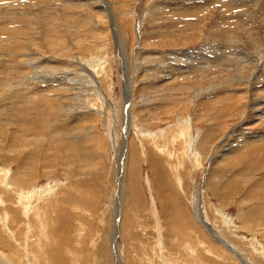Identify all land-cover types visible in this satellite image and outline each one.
<instances>
[{"label":"rangeland","instance_id":"1","mask_svg":"<svg viewBox=\"0 0 264 264\" xmlns=\"http://www.w3.org/2000/svg\"><path fill=\"white\" fill-rule=\"evenodd\" d=\"M18 1L21 4L15 7L0 3V168L11 169L8 176L0 170V215L7 216L6 228L16 231V241L7 247L3 236L0 240L10 259L27 261L19 243L28 240L34 254L39 253V264H118L119 259L121 264H245L201 223L205 209L220 229L225 228L227 216L233 217V235L231 230L230 237L224 231L223 235L245 250L246 264H264V214L248 212L250 206L264 208V118L259 119L264 112V0H100L95 11L80 5L87 0H69L79 7L70 6L68 0ZM44 1L49 3L46 11L45 4H40ZM109 5L114 10L113 26L99 17V6ZM28 11L33 23L27 21ZM73 11L79 15H71ZM32 58H37L35 65ZM99 59L103 68L92 70L91 60ZM32 71L39 79L27 82ZM90 72H96L99 85L91 95L94 104L88 113L84 110L90 88L82 86ZM65 93L68 97L63 102ZM60 100L67 107L64 112L72 108L74 113H63ZM124 112L133 126L123 121ZM80 116L88 120L77 121ZM185 120L191 121L187 141L195 137L198 163L181 152L186 145L181 134ZM27 122H33V128L27 130ZM127 128L140 158L138 176L132 182L128 145L123 143ZM51 131L57 133L56 140L49 137ZM30 134L36 135L33 142L42 148L39 155L22 148ZM7 137L15 141L6 142ZM80 139L89 141L82 145ZM155 145L173 154L171 162L160 155L171 180L167 179V193L175 196L177 191L185 210L198 219L192 228L191 223L181 226L192 243L162 211L158 184L147 163ZM12 148L11 154L6 153ZM221 155L224 164H215ZM173 165H179L181 187ZM5 183L12 192H7ZM131 183L142 191L140 202H134L138 191L132 190ZM255 187L260 193L252 196L250 189ZM120 192L128 225L125 231L120 228L116 258L110 243ZM151 193L159 216L152 213ZM28 206L26 215L23 209ZM195 207L199 208L197 218ZM40 237L47 240L45 251L36 247ZM34 254L30 260H37Z\"/></svg>","mask_w":264,"mask_h":264},{"label":"bare ground","instance_id":"2","mask_svg":"<svg viewBox=\"0 0 264 264\" xmlns=\"http://www.w3.org/2000/svg\"><path fill=\"white\" fill-rule=\"evenodd\" d=\"M11 1L12 0H0V3H9L10 5H12V7H15V6H18L19 4H21V3H19V1L18 0H13V1H15V2H17V3H13V4H11ZM28 1V0H27ZM30 1V0H29ZM28 1V2H29ZM66 1V0H65ZM64 1V2H65ZM72 1H74V0H72ZM72 1H70L69 2V0H68V3H70V6H75V7H79V5H74L73 3H72ZM78 1V0H77ZM84 1H86V0H84ZM88 1V0H87ZM84 2L83 4L81 3L80 5H82V6H85V5H89L90 6V8L93 10V11H95V7H96V4L97 3H99L100 2V0H90L89 2ZM101 1H103V0H101ZM104 1H108V0H104ZM215 1V0H214ZM214 1H212V2H214ZM222 1V0H221ZM36 2V1H35ZM44 2H46V1H44ZM44 2H42V3H40V4H45V11L47 10V8L49 7V6H47V4H49L48 3V1L46 2V3H44ZM110 2V0L108 1V3ZM210 2V1H209ZM211 2V3H212ZM23 3V2H22ZM34 3V2H33ZM60 3V2H59ZM65 3H67V2H65ZM113 3V2H112ZM32 4V3H31ZM38 4V3H37ZM106 4V3H105ZM210 4V3H209ZM9 5V6H10ZM69 5V4H68ZM113 6V5H112ZM111 5H109V6H99V9H100V11H101V14L102 15H99V17L100 18H102V19H105L106 21H109V22H112V26L114 25V23H116L115 22V16H114V10H113V7H112ZM21 6H19V8H20ZM26 7V6H25ZM69 7V6H68ZM194 7V6H193ZM211 7H213V6H211ZM19 8H17L18 10H19ZM23 8V7H22ZM70 8V7H69ZM26 9V8H25ZM97 9V8H96ZM11 10H13V9H11ZM7 11V10H6ZM69 11L70 10H68V13H69ZM92 11V12H93ZM8 12V11H7ZM15 12V11H14ZM19 12V11H18ZM26 12V11H25ZM98 12V11H97ZM163 12V11H162ZM173 11L171 10V13H172ZM1 13H2V9H1ZM9 13V12H8ZM50 13V12H49ZM159 13V12H158ZM11 14H12V12H11ZM22 15L21 16H23V12L21 13ZM27 14V13H26ZM32 14V13H31ZM71 15H73V16H75L76 17V15L78 14L77 12H75V11H73L72 13H70ZM100 14V13H99ZM13 15H14V13H13ZM15 15H17V14H15ZM29 15V11H28V14H27V21L29 22V23H33L34 22V17H32V16H28ZM37 14H35V16H36ZM79 15V14H78ZM18 16V15H17ZM24 16H26V15H24ZM15 17V16H14ZM71 17V16H70ZM9 18V17H8ZM12 18V17H11ZM18 18L19 17H17V20H18ZM20 19V18H19ZM109 19V20H108ZM3 21V20H2ZM1 22V21H0ZM11 22V21H10ZM56 22H59V21H56ZM50 23V22H49ZM81 23V22H80ZM1 25V24H0ZM21 25V24H20ZM19 25V26H20ZM10 26V25H9ZM93 26V25H92ZM14 27H15V25H14ZM17 28V27H16ZM55 29V28H54ZM1 31V30H0ZM1 32H3V31H1ZM0 32V33H1ZM28 32V31H27ZM8 37V36H7ZM11 37V36H10ZM4 38V37H3ZM9 38V37H8ZM16 38V37H15ZM29 38V37H28ZM142 37H139V39L138 40H140ZM0 39H1V37H0ZM13 39V38H12ZM12 39H11V41H12ZM32 39H33V37H32ZM85 39V38H84ZM143 39V38H142ZM9 40H10V38H9ZM13 40H15V39H13ZM26 40V39H25ZM2 41V40H1ZM6 40L4 39V41L3 42H5ZM28 42H29V39L27 40ZM88 41V40H87ZM37 43L36 44H38L39 42L38 41H36ZM89 42V41H88ZM93 42V41H92ZM2 43V42H1ZM42 44V43H41ZM40 44V45H41ZM61 44V43H60ZM141 44V43H140ZM59 45V43H55V46H58ZM62 45V44H61ZM76 45V44H75ZM1 46V45H0ZM24 46H25V48H28V46L26 45V44H24ZM27 46V47H26ZM90 46V45H89ZM132 46H134V45H132ZM131 46V47H132ZM67 47V46H66ZM63 48H65V47H63ZM88 48V47H87ZM136 48V47H135ZM138 48H140V45L138 46ZM18 49V48H17ZM141 49V48H140ZM64 50V49H63ZM72 50V49H71ZM264 51V50H263ZM32 52V51H31ZM136 53V52H135ZM18 55H19V53H18ZM17 55V56H18ZM21 55V54H20ZM26 55H27V57L29 56V55H31V54H29V53H26ZM34 57H37V56H34ZM33 57V58H34ZM15 58V57H14ZM26 58V57H25ZM31 59V63H33L34 65L37 63V61H36V59L37 58H35V59ZM89 58V57H88ZM41 59V58H40ZM21 60V59H20ZM26 60V59H25ZM30 60V59H29ZM28 60V61H29ZM18 61V60H17ZM103 61H105V60H103ZM76 62V61H75ZM78 62H80V61H78ZM26 63H27V61H26ZM30 63V62H29ZM23 64H24V62H23ZM22 64V65H23ZM79 64V63H78ZM84 64V63H83ZM90 66H92L93 67V69L92 70H94V69H98V68H103L100 64H101V60L99 59L98 61H96V60H91V62H90ZM28 65V64H27ZM26 66V65H25ZM28 66H30V65H28ZM38 66V65H37ZM146 67V66H145ZM73 69V68H72ZM30 70H32V69H30ZM37 71V70H36ZM98 71V70H97ZM23 72V71H22ZM25 72V71H24ZM24 72H23V74H24ZM32 72H34V74H31L30 76H32V78L30 77V76H28V77H30V78H28L27 79V82H29L28 80H31L32 82H36L38 79H37V73H35V71H32ZM42 72V71H41ZM40 73V72H39ZM96 73V72H95ZM95 73L94 72H90V73H88V77H86V84H84L82 87H88V88H90L89 90H88V96H87V98H86V103H87V106H85V112H88V113H90L92 110H93V104L94 103H91V95H95V93H96V86H98L99 84V82L97 83V80H96V77H95ZM28 74V73H27ZM42 74V73H41ZM26 79V78H25ZM76 79V78H75ZM127 79V82L128 81H131L130 80V78H126ZM132 79V78H131ZM17 80H19V79H17ZM48 80V79H47ZM10 81V80H9ZM23 81L25 82V80L23 79ZM41 81V80H40ZM59 81V80H58ZM18 82V81H17ZM9 83V82H8ZM22 83V82H21ZM26 83V82H25ZM62 83V82H61ZM60 83V84H61ZM109 83V82H108ZM12 84V83H11ZM11 84H8V85H11ZM29 84V83H28ZM59 84V85H60ZM67 84V83H66ZM69 84V83H68ZM132 84V83H131ZM2 85V84H1ZM8 85H6V86H8ZM20 85V84H19ZM18 85V86H19ZM22 85V84H21ZM49 86V85H48ZM48 86H45V87H47V89H51L52 87V85H50V87H48ZM57 86V85H56ZM61 86V85H60ZM13 87H15V85L13 86ZM12 87V88H13ZM17 87V86H16ZM21 87V86H20ZM44 87V88H45ZM58 87V86H57ZM81 87V86H80ZM80 87L78 88H76V89H80ZM9 88H11V87H9ZM54 88V87H53ZM65 88V87H64ZM6 89V88H5ZM17 89H19L18 87H17ZM43 89V88H42ZM63 89V88H62ZM61 89V90H62ZM128 90H127V94H130L129 92H130V89H131V86H129L128 88H127ZM1 90V89H0ZM6 91V90H5ZM10 91V90H9ZM20 91V90H19ZM44 91V90H43ZM52 91V90H51ZM55 91V90H54ZM66 91V90H65ZM68 91H70V90H67L66 92H68ZM4 92V91H3ZM7 92V91H6ZM16 92V91H15ZM14 92V93H15ZM50 92V91H49ZM9 93V92H8ZM10 93H11V91H10ZM9 93V94H10ZM13 93V92H12ZM17 93V92H16ZM20 93V92H19ZM18 93V94H19ZM69 94V93H68ZM20 95H21V93H20ZM20 95H18V96H20ZM81 95H83V93L81 94ZM87 95V94H86ZM11 96H12V94H11ZM15 96V95H14ZM13 96V97H14ZM67 97H68V95H66V93H65V95L64 96H62V101L63 102H65V100L67 99ZM128 98V97H127ZM2 99H3V97H2ZM56 99V98H55ZM105 99H107V98H105ZM85 100V99H84ZM129 100V99H128ZM4 101V100H3ZM14 102V101H13ZM18 102V101H17ZM19 102H20V100H19ZM18 102V103H19ZM25 102V101H24ZM59 102V101H58ZM11 103V102H10ZM50 103H51V101H50ZM5 104V103H4ZM17 104V103H16ZM47 104V103H46ZM60 105V107L62 108V110H63V113H68V114H70L71 113V111L70 110H72L73 111V109L71 108V109H67L65 112H64V107L65 106H63L62 105V103H61V100H60V103H59ZM85 104V103H84ZM22 105V104H21ZM43 106V105H42ZM92 106V107H91ZM131 106V105H130ZM65 108H67V107H65ZM82 108H84V107H82ZM134 108H135V106H134ZM9 109V108H8ZM54 109V108H53ZM59 109V108H58ZM128 110V109H127ZM130 111V110H129ZM128 111V112H129ZM49 112H51V111H49ZM70 112V113H69ZM126 113V112H124L123 113V121H125L126 123H129V127H131V125L133 126V120L131 119V116L129 115V113ZM131 112V111H130ZM61 113V112H60ZM73 113H74V111H73ZM32 115V114H31ZM58 115V113H56V115L55 116H57ZM131 115H133V114H131ZM260 115V118L259 119H262V118H264V112L263 113H261V114H259ZM85 117L86 116H80V117H78L77 118V121H87L88 119H85ZM42 118H44V121L47 119V117H42ZM49 118V117H48ZM52 118V117H51ZM56 117H54V119H55ZM58 119H60L59 117H57ZM56 118V120H58ZM90 118V117H89ZM28 119V118H27ZM34 119V118H33ZM78 119H80V120H78ZM184 119V118H183ZM52 120H53V118H52ZM180 120H182V119H180ZM48 121V120H47ZM55 121V120H54ZM68 121V120H67ZM70 121V120H69ZM83 121V122H84ZM39 122V121H38ZM63 122V121H62ZM60 120H59V123L60 124H63ZM53 123V122H52ZM57 123V122H56ZM67 123V122H66ZM185 123H186V125H185ZM185 123H184V128L182 129V136L184 137V139H185V141H186V145L184 146V150L183 151H181L183 154H184V156L186 157L187 156V158L189 159V160H194L196 163H198L200 160V158H199V151L197 152L196 151V149H195V143H194V138L195 137H191V138H189V141H187V138H188V133L187 132H189V130L190 129H187V128H189L188 126L191 124V121L190 120H185ZM27 126H26V129L28 130V129H30V128H33V122H27ZM54 124V123H53ZM49 125V124H48ZM64 125V124H63ZM34 126H35V124H34ZM37 126V125H36ZM48 127V126H47ZM127 127V126H126ZM135 127H136V125H135ZM38 128H39V126H38ZM58 128V127H57ZM77 128H81L79 125H78V127ZM83 128H84V126H83ZM138 128V127H137ZM140 128V127H139ZM23 129V128H22ZM64 129V128H63ZM21 130V129H20ZM24 130V129H23ZM57 130V129H56ZM62 130V129H61ZM53 131V130H52ZM51 131V132H52ZM60 131V130H59ZM63 131H65V130H63ZM198 131H200V129H198ZM25 132V131H24ZM54 132V131H53ZM51 133V135L49 136V137H52V138H55V136H56V134L54 135V133ZM56 132V131H55ZM131 131L130 130H128V128H127V131L126 132H124V138H123V143H124V145H128L127 146V153H126V155L128 154V157H129V159H130V161H131V163H132V165H130V175L132 174L133 176H131L130 177V181L132 182L133 180H135L136 178H137V176H138V170H139V166H140V158H139V156L137 155V147H136V145L134 144V136H133V133H130ZM5 133H7V132H5ZM28 133H30V131L28 132ZM65 133V132H64ZM67 133V132H66ZM26 134V133H25ZM151 134V133H150ZM26 135H28V134H26ZM30 135H32V134H30ZM39 135V134H38ZM42 135V134H41ZM49 135V134H48ZM22 136V135H21ZM25 135L23 134V137H24ZM44 136H46V134L44 135ZM59 136V135H58ZM156 136V135H155ZM154 136V137H155ZM36 137V135L35 136H30V137H28V136H26V138H27V140L22 144V148H27L28 150H29V153L30 154H35V156L36 155H39V154H41V152L39 151V150H41L40 149V145L38 146V143H37V145L35 144V142H33V141H35L34 140V138ZM37 137H40V136H37ZM49 137H47V138H49ZM65 137V136H64ZM69 137V136H68ZM76 137H77V135H76ZM87 137V139H88V136H86ZM85 137V138H86ZM14 138L15 137H7V141H6V139H4L6 142H8L9 140H12V143H13V140H14ZM25 138V137H24ZM73 138V137H72ZM79 138V137H78ZM22 139V138H21ZM33 139V140H32ZM40 139V138H39ZM57 138H55L54 140H56ZM68 139V138H67ZM71 139V138H70ZM83 140V139H80L81 140V143H82V145L84 144V143H86L87 141H89V140ZM133 139V142L131 143V140ZM141 139V138H140ZM3 140V141H4ZM43 140H45V138L43 139ZM139 140V139H138ZM154 140V139H153ZM2 141V140H1ZM2 141V142H3ZM15 141V140H14ZM73 141V140H72ZM78 141V140H77ZM149 141V140H148ZM147 141V142H148ZM40 142V141H39ZM80 142V141H79ZM150 142V141H149ZM154 142V141H153ZM16 143V142H15ZM18 143V142H17ZM156 143V142H155ZM6 144V143H5ZM20 144V143H19ZM42 144V143H41ZM15 146L17 147L18 145H16L15 144ZM15 147V148H16ZM20 147V146H19ZM59 149V148H58ZM139 149H140V147H139ZM145 149H146V147H145ZM13 150H15V149H7L6 150V153H8V154H11L10 152L11 151H13ZM17 150V149H16ZM144 150V149H143ZM166 151H168L166 148H163V147H159V146H157V145H155L154 146V150L152 149L150 152H149V156H148V159H147V163L149 164V170L152 172V174H153V177H154V179L157 181V184H158V189H159V195H160V204H162V211H163V213L165 214V216H166V218L167 219H171V221L172 222H174V223H177L178 224V226L180 225V227L181 226H184V227H187V226H189V223H191L190 225H191V228L193 227L192 226V223L193 224H195V225H197L196 223V221L198 220V219H195V217L193 216V214H191V213H189V212H187V210H185V208H186V206L183 204V201H181L180 200V198H179V195H178V192L176 191V195L174 196V195H170L169 196V193H167V191H168V186H167V183H168V180H169V172H168V169H167V167L165 166V164H164V158H161L160 157V155H164L165 157H166V159L168 160V161H170L171 162V158H173V154L172 153H167ZM233 150H231V152H232ZM235 151V150H234ZM233 151V152H234ZM144 152V151H143ZM236 152V151H235ZM238 152H236V153H234L235 155L237 154ZM43 154V153H42ZM233 154V155H234ZM14 157H15V154L13 155ZM12 156V157H13ZM12 157H10V156H6V159H8V160H11V158ZM30 158H32V157H30ZM223 155H221L217 160H216V162H215V164H224L223 163ZM264 159V158H263ZM37 160V159H36ZM31 162H34V163H37V161H31ZM144 162H145V160H144ZM129 163V162H128ZM253 164V163H252ZM197 165V164H196ZM199 165V164H198ZM259 165V164H258ZM264 165V164H263ZM263 165H262V167H263ZM255 167H256V165H254ZM253 166V167H254ZM11 167V166H10ZM227 167V166H226ZM250 167H252V166H250ZM225 168V167H224ZM243 168V167H242ZM89 169V168H88ZM172 169L174 170V176H175V180L177 181V185L178 186H180L181 187V178H180V175L178 174V172H179V165H173L172 166ZM0 170H1V172L3 171V173L6 175V176H8V175H11L10 173H11V169L9 168V167H7V169L4 167V168H0ZM80 170H82V169H80ZM220 172V171H219ZM252 172V171H251ZM244 176V175H243ZM245 177V176H244ZM263 178V177H262ZM168 179V180H167ZM260 179V178H259ZM262 180V181H261ZM260 181H261V184H262V187H261V190L263 191V193H264V178L263 179H261ZM137 181V180H136ZM169 181H171V180H169ZM232 182V181H231ZM257 182H259V181H257ZM256 182V183H257ZM233 183V182H232ZM231 183V184H232ZM4 184V183H3ZM133 183H131V185H132ZM228 184V183H227ZM227 184H224L223 185V187H225ZM258 184V183H257ZM2 185V184H1ZM56 185V184H55ZM42 186V185H41ZM133 186H136L135 188H133ZM258 186V185H257ZM5 187H6V190H7V192L8 193H10V192H12L10 189L12 188L11 186H9V183H5ZM11 187V188H10ZM16 187V186H15ZM252 187V186H251ZM250 187V188H251ZM226 188V187H225ZM35 189V188H34ZM40 189V188H39ZM47 189V188H46ZM134 189H136V190H134ZM177 189V188H176ZM258 188L257 187H255L254 189H250V193L249 194H254V193H256V192H258V193H260L258 190H257ZM14 190V189H13ZM132 190L133 191H136L137 192V194H136V196H138V197H136V199L134 200V202L135 201H137V202H140V200H139V197H140V194L139 193H142V191H141V189L139 188V186H138V184L136 183H134V185H132ZM222 189L221 188H219V189H217L216 190V193H218V191H219V193H220V191H221ZM28 191V190H27ZM40 192V191H39ZM50 192V191H49ZM215 193V194H216ZM27 195V194H26ZM52 195V194H51ZM260 195V194H259ZM264 195V194H263ZM24 195H22V197H23ZM253 196V195H252ZM151 197H152V202H151V204H152V210H153V212L152 213H154L155 215H158L159 216V211L157 210V205H156V202H155V198L153 197V195H152V193H151ZM249 197V196H248ZM21 198V197H20ZM46 198V197H45ZM130 198V197H129ZM133 198V197H132ZM23 200V199H22ZM21 200V201H22ZM32 201V200H31ZM30 201V202H31ZM0 202L1 203H3V200H2V196H1V192H0ZM29 202V201H28ZM29 202V203H30ZM39 202V201H38ZM190 203H191V201H190ZM48 204V203H47ZM39 205V204H38ZM29 206H30V204H29ZM29 206L28 207H25L24 209H23V213L24 214H26L27 215V211L29 210L30 211V208H29ZM32 206V205H31ZM34 206H35V204H34ZM125 206V205H124ZM124 206H123V196H122V192H120L119 194H118V204H117V202H116V213H117V223H115L116 224V227L114 228V231L112 232V236H111V243H110V248L112 249V250H110V252H111V254L113 253L114 254V252H115V256H116V258L118 257L119 258V254H118V244H117V238H118V235H119V231H120V228L122 229V231H125L127 228H126V225H128L127 224V222H126V215H125V212H124ZM33 207V206H32ZM36 207V206H35ZM130 207H131V205H130ZM36 208H38V207H36ZM36 208H34L35 210H36ZM197 209H199V208H193V211H194V215L196 216V218H197V216H200V214L199 213H197L198 211H197ZM249 209H252V210H249ZM248 209V212H249V214H253V213H256V214H264V208H262V207H259V206H253V207H251L250 206V208ZM9 210H11V209H9ZM34 210V211H35ZM178 210V211H177ZM7 211V210H6ZM5 211V212H6ZM14 211V210H13ZM41 212V211H40ZM241 212V211H240ZM243 212V211H242ZM247 212V213H248ZM8 213V212H7ZM15 213H16V211H15ZM32 213H34V212H32ZM64 213V212H63ZM10 214V213H9ZM30 213H28V215H29ZM203 214H204V220H205V222H201L202 224H205L204 226H206L205 228L214 236V238H215V240H217L218 242H220V243H222V244H224L225 246H227V248H231L232 250H234V252L236 253V255L237 256H239L240 257V259H241V261H243L245 264L247 263V262H245V260L246 261H248V257H245V254H244V251H243V249L241 250V248L239 247V245H234V244H231V243H229V240H228V238H226L224 235H223V231L224 232H226V234L230 237V235H231V232H232V235H233V230L232 229H230V225L232 224V222H233V217H231V216H227L226 218H227V222L225 223V228H223V229H220V228H218L217 227V225H214V224H212V222L210 221V219H209V217H208V215H207V212L205 211V209L203 210ZM1 215H3V214H1ZM0 215V225L3 227L2 229H1V231H0V236H3V239L5 240V244L4 245H6L7 247H10V245L12 244V242H11V240H15L16 241V239H15V232H14V230H12L11 228L9 229H7L6 228V226H7V220L5 219V217H7V216H5L4 215V217H2ZM35 215V214H34ZM40 215V214H39ZM150 215H151V213H150ZM12 216V215H11ZM120 216V219L118 218ZM123 216V218H121ZM30 217V216H29ZM179 217H181L180 218V220L178 219ZM65 218V217H64ZM199 218H201V217H199ZM225 218V219H226ZM28 219V218H27ZM30 219V218H29ZM160 219V218H159ZM6 220V221H5ZM22 221H23V219H21ZM178 220H179V222H185L184 224L183 223H179L178 222ZM196 220V221H195ZM60 221V220H59ZM67 221V220H66ZM5 222H6V224H5ZM32 222V221H31ZM62 222V221H61ZM8 223H9V221H8ZM17 223V222H16ZM23 223H24V221H23ZM187 223V224H186ZM10 224V223H9ZM20 224V223H19ZM28 224V223H27ZM29 225V224H28ZM65 225H66V223H65ZM160 225V224H159ZM20 226H22L21 224H20ZM64 226V225H63ZM177 226V225H176ZM166 227V226H165ZM190 227V226H189ZM188 227V228H189ZM201 227V226H200ZM26 228V227H25ZM163 228V227H162ZM4 229V231L2 232V230ZM29 229V228H28ZM84 229V228H83ZM152 229V228H151ZM155 229V228H154ZM194 229V228H193ZM192 229V230H193ZM23 230V229H22ZM22 230H20V231H22ZM158 229L156 228V231H157ZM164 230V229H163ZM187 230V229H186ZM199 230V229H198ZM201 230V229H200ZM230 230H231V232H230ZM43 231V230H42ZM180 231H183L182 230V227L180 228ZM185 231V230H184ZM184 231H183V234H184ZM187 231H189V229L187 230ZM76 232V231H75ZM177 232V231H176ZM205 232V231H204ZM30 233H31V231H30ZM162 233V232H161ZM195 233V232H194ZM3 234V235H2ZM204 234V233H203ZM46 235V234H45ZM206 235V234H205ZM209 235V234H208ZM163 236V235H162ZM165 239L167 240V237H169L168 235H167V233L165 234ZM171 236V235H170ZM184 237H186L187 238V240L189 241V243H192L191 241V235L190 234H184L183 235ZM26 237V236H25ZM164 237V236H163ZM197 237H198V235H197ZM209 237V236H208ZM6 238V239H5ZM202 238V237H201ZM200 237H199V239H201ZM145 239H147V238H145ZM199 239H197V240H199ZM244 239V238H243ZM158 240V239H157ZM156 240V241H157ZM160 240H161V238H160ZM210 240V239H209ZM7 241V242H6ZM47 241V240H46ZM46 241H43L42 240V237H40L39 239H38V243H37V245L38 246H36V247H38V249H40V250H44V246H45V243H46ZM205 241V240H204ZM228 241V242H227ZM165 242V241H164ZM200 242H201V240H200ZM210 242V241H209ZM19 243V242H18ZM196 243V242H195ZM206 243H208V242H206ZM241 243V242H240ZM20 245H21V247H23L25 250H26V252H27V255H28V257H26L27 258V261L26 260H22L23 261V263H22V261L20 260H18V261H12L10 258H12V256L10 255V256H8L3 250H2V240H0V264H39V253L37 252V253H35L34 254V252H33V246L32 245H30V243H29V241L27 240V243H23V242H21V243H19ZM18 244V245H19ZM153 244V243H152ZM211 244V243H210ZM17 245V244H16ZM163 245V244H162ZM189 245H191V244H189ZM194 245V244H193ZM197 245V244H196ZM262 245V244H261ZM5 246V247H6ZM187 246V245H186ZM255 246V245H254ZM263 246V248H264V244L262 245ZM163 247V246H162ZM161 247V248H162ZM164 247H165V245H164ZM189 247V246H188ZM198 247V246H197ZM208 247H209V245H208ZM211 247V246H210ZM158 248V247H157ZM191 248V250L190 251H192L193 250V248L192 247H190ZM255 248V247H254ZM189 249V248H188ZM195 249V248H194ZM211 248H209V250H210ZM14 250V249H13ZM157 250V249H156ZM156 250L154 251L155 253H156ZM166 250H168V249H166ZM204 250V249H203ZM206 250V249H205ZM45 251V250H44ZM152 251V250H151ZM164 251V250H163ZM185 251H187V249L185 250ZM194 251V250H193ZM193 251H192V253H193ZM197 251H199V250H197ZM258 251H259V249H258ZM264 251V250H263ZM14 253H15V250L13 251ZM42 253V252H41ZM191 253V254H192ZM199 253V252H198ZM30 254H34V257L35 258H37V260H36V262L34 263L33 261H35V260H30L31 258H30ZM43 254H45V252L44 253H42V255ZM195 254V253H194ZM193 254V255H194ZM208 254H209V252H208ZM207 254V255H208ZM38 255V256H37ZM196 255V254H195ZM199 255V254H198ZM203 255V254H202ZM213 255V254H212ZM251 255V254H250ZM45 256H46V254H45ZM247 256V255H246ZM190 257H192V256H190ZM207 257V256H206ZM195 258H197L196 256H195ZM200 258V257H199ZM202 258V257H201ZM163 258H161V260H162ZM193 259V258H192ZM198 259V258H197ZM203 259V258H202ZM206 259V258H205ZM215 259V258H214ZM117 261V260H116ZM198 261H200L199 259H198ZM224 261V260H223ZM251 261H252V259H251ZM254 261V260H253ZM26 262V263H25ZM152 262V261H151ZM174 262V261H173ZM203 262H205V261H203ZM121 264V260L119 259L118 260V264ZM144 263V262H143ZM149 263V262H148ZM147 263V264H148ZM164 264H170V261H164L163 262ZM172 263V262H171ZM251 263V262H250ZM160 264V263H159ZM202 264V263H201ZM204 264V263H203Z\"/></svg>","mask_w":264,"mask_h":264}]
</instances>
